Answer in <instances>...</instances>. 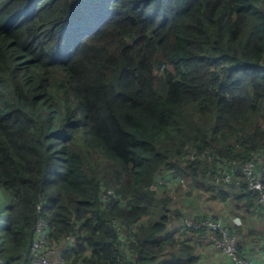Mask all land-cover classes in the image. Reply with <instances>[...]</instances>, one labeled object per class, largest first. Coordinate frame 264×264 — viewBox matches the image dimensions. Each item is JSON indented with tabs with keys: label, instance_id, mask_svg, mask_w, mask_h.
<instances>
[{
	"label": "trees",
	"instance_id": "1",
	"mask_svg": "<svg viewBox=\"0 0 264 264\" xmlns=\"http://www.w3.org/2000/svg\"><path fill=\"white\" fill-rule=\"evenodd\" d=\"M250 161L264 185V0H0V264L39 217L65 264H200L184 220L215 218L160 182L252 208Z\"/></svg>",
	"mask_w": 264,
	"mask_h": 264
},
{
	"label": "crops",
	"instance_id": "2",
	"mask_svg": "<svg viewBox=\"0 0 264 264\" xmlns=\"http://www.w3.org/2000/svg\"><path fill=\"white\" fill-rule=\"evenodd\" d=\"M188 203L189 199L185 201V204L188 205ZM189 205L193 214L209 213L215 219L229 224L237 238L240 254L253 264H264V207L259 205L258 201L249 208L247 200L243 199L238 202L237 210L234 207L235 203L230 199L225 202L216 201L209 211L203 210L200 205L195 204L194 200ZM236 219L240 221V224L234 223ZM175 229L181 228L175 224ZM198 239L203 243L200 264H230L222 252L212 247L210 236L202 237L201 235Z\"/></svg>",
	"mask_w": 264,
	"mask_h": 264
},
{
	"label": "built area",
	"instance_id": "3",
	"mask_svg": "<svg viewBox=\"0 0 264 264\" xmlns=\"http://www.w3.org/2000/svg\"><path fill=\"white\" fill-rule=\"evenodd\" d=\"M255 160L258 161L259 159L255 158ZM240 171L248 188L258 194V204L264 207V185L256 172L255 163L253 161L246 163L240 168ZM224 173L223 180L228 183L231 178L226 171ZM241 182L240 179L236 180L237 187H241ZM41 208L42 206L38 205V211ZM184 222L188 228L208 231L212 247L222 252L228 263L253 264L248 258L239 256L237 238L221 220L207 218L202 221H195L192 218H186ZM234 223L240 224V221L236 219ZM48 236L47 224L39 217L35 227V239L31 248L32 264H65L61 251L49 248Z\"/></svg>",
	"mask_w": 264,
	"mask_h": 264
},
{
	"label": "rangeland",
	"instance_id": "4",
	"mask_svg": "<svg viewBox=\"0 0 264 264\" xmlns=\"http://www.w3.org/2000/svg\"><path fill=\"white\" fill-rule=\"evenodd\" d=\"M169 168H170V170L169 169H167V170L170 171L171 177L167 180L163 179L164 181H162L160 183H161V185L164 186V190H167V192H168L167 199L172 201L173 206H176V209L179 206H183L185 201L188 199H191L192 198L191 196H195V193L197 192V195H199V197L196 198L198 205H200L203 210L209 211L211 205H214L218 198L213 199L212 195L208 194L206 192V190L203 188L204 185H201L200 183H198V185H196L194 187L196 189V191L193 192L191 186H189V184H187V182L183 181V183H182L183 179H180L177 176H176V179H174L175 169H174V167H172V165ZM152 188L154 190H156V186H154ZM188 192H190L189 195H188ZM177 205H179V206H177ZM176 209L173 210L172 212L174 213V211H176ZM182 215L183 214H181V216ZM55 252L58 253L59 251H55Z\"/></svg>",
	"mask_w": 264,
	"mask_h": 264
}]
</instances>
